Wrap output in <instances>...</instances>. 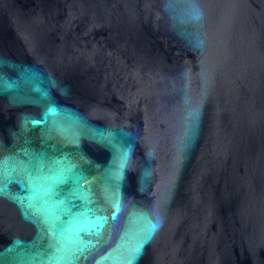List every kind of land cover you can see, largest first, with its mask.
Listing matches in <instances>:
<instances>
[{
  "label": "water",
  "instance_id": "water-1",
  "mask_svg": "<svg viewBox=\"0 0 264 264\" xmlns=\"http://www.w3.org/2000/svg\"><path fill=\"white\" fill-rule=\"evenodd\" d=\"M0 264H264V0H0Z\"/></svg>",
  "mask_w": 264,
  "mask_h": 264
}]
</instances>
